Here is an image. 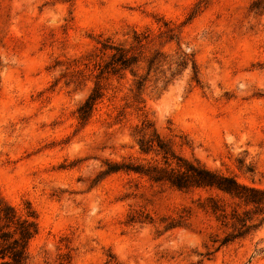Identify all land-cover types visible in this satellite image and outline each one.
Wrapping results in <instances>:
<instances>
[{
	"label": "rangeland",
	"instance_id": "374dc122",
	"mask_svg": "<svg viewBox=\"0 0 264 264\" xmlns=\"http://www.w3.org/2000/svg\"><path fill=\"white\" fill-rule=\"evenodd\" d=\"M107 40L138 60L101 78ZM154 128L264 187V0H0V202L36 210L28 264H264V223L217 249L227 230L198 192L103 173L162 163L140 150ZM187 206V225L166 229Z\"/></svg>",
	"mask_w": 264,
	"mask_h": 264
},
{
	"label": "trees",
	"instance_id": "16d2710c",
	"mask_svg": "<svg viewBox=\"0 0 264 264\" xmlns=\"http://www.w3.org/2000/svg\"><path fill=\"white\" fill-rule=\"evenodd\" d=\"M102 45V51L110 50L111 53L100 66L98 76L101 78L110 74H122L138 60L134 47L125 48L108 40ZM183 63V66L187 64L186 61ZM193 67L196 72L195 64ZM142 85V81H138V88ZM103 88L97 82L79 106L78 117L82 123L88 121L104 95ZM145 127L142 130L148 129ZM139 145L141 152L160 155L163 162L152 165L108 162L103 173L134 171L148 176L153 182L167 183L181 191L198 192V198L193 203L197 202L198 209L211 214L227 230L226 235L217 240V249L246 238L264 223V187L242 182L236 175L211 169L198 159H189L178 154L156 128L150 137L142 136ZM192 210V207L187 206V214H181L178 220L172 219L165 228L187 225ZM38 231V217L32 206L28 204L24 212H21L16 206L1 200L0 264H28V246Z\"/></svg>",
	"mask_w": 264,
	"mask_h": 264
}]
</instances>
